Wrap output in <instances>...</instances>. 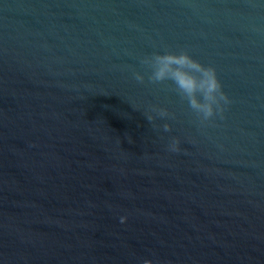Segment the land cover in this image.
<instances>
[{
  "label": "water",
  "instance_id": "obj_1",
  "mask_svg": "<svg viewBox=\"0 0 264 264\" xmlns=\"http://www.w3.org/2000/svg\"><path fill=\"white\" fill-rule=\"evenodd\" d=\"M168 51L223 113L151 81ZM148 259L264 264V0H0V264Z\"/></svg>",
  "mask_w": 264,
  "mask_h": 264
},
{
  "label": "clouds",
  "instance_id": "obj_2",
  "mask_svg": "<svg viewBox=\"0 0 264 264\" xmlns=\"http://www.w3.org/2000/svg\"><path fill=\"white\" fill-rule=\"evenodd\" d=\"M142 63L153 69L150 77L152 82L173 81L176 88L188 100L190 107L204 121L209 120L217 113H223L225 106L231 103L230 97L223 90L216 68L203 64L187 51L154 54L145 58ZM135 79L143 82L145 77L142 73L137 72ZM155 111L160 117L170 115L166 108H157ZM147 119L151 122L155 117L148 115ZM163 128L164 131H170L172 125L166 123ZM180 143L179 138H173L168 146L169 150L180 151ZM126 219L127 217H122L121 222ZM144 264H153V261L148 259L144 261Z\"/></svg>",
  "mask_w": 264,
  "mask_h": 264
}]
</instances>
